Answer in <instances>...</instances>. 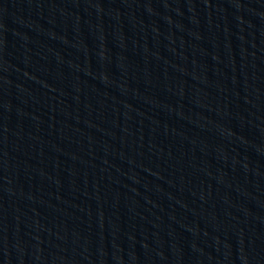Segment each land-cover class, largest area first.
<instances>
[{
  "label": "water",
  "instance_id": "95a60500",
  "mask_svg": "<svg viewBox=\"0 0 264 264\" xmlns=\"http://www.w3.org/2000/svg\"><path fill=\"white\" fill-rule=\"evenodd\" d=\"M0 264H264V0H0Z\"/></svg>",
  "mask_w": 264,
  "mask_h": 264
}]
</instances>
